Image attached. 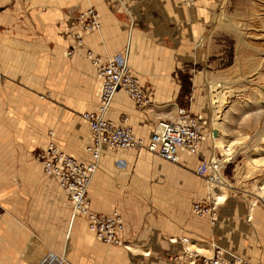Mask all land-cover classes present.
<instances>
[{
  "label": "crops",
  "instance_id": "1",
  "mask_svg": "<svg viewBox=\"0 0 264 264\" xmlns=\"http://www.w3.org/2000/svg\"><path fill=\"white\" fill-rule=\"evenodd\" d=\"M172 3L0 0V264H42L50 254L64 255L65 264H179L176 258L187 248L210 255L212 242L264 264L262 208L252 221L249 203L230 197L219 207L215 226L193 213L194 204L208 202L204 181L195 174L205 160V143L197 158L182 153L178 164L144 151H103L88 195L95 213L123 216V247L98 242L86 219L74 218L67 194L32 155L52 141L78 161L93 162L86 151L91 131L82 116L97 109L101 81L89 51L103 59L123 53L128 65L134 62L144 89L160 86L143 111L118 90L109 120L120 124L129 117L136 135L148 141L160 119L178 116L169 49L158 47L161 37L172 34L171 16L177 17ZM89 7L99 14L101 29L67 57L76 18ZM150 60L158 65L155 75L148 71ZM195 193L200 201H194ZM182 238L191 241L187 248Z\"/></svg>",
  "mask_w": 264,
  "mask_h": 264
},
{
  "label": "rangeland",
  "instance_id": "2",
  "mask_svg": "<svg viewBox=\"0 0 264 264\" xmlns=\"http://www.w3.org/2000/svg\"><path fill=\"white\" fill-rule=\"evenodd\" d=\"M172 1L176 5L172 3L175 7L171 5V8L177 9L176 19L175 15L171 16L172 34L161 37L162 44L158 47L167 46L169 49L167 63L172 70V86L179 88L174 103L177 111L185 108L193 116L209 119V129L215 131L213 114L208 107L209 92L213 84L231 91L222 116L223 127L216 134L227 141H244L242 145L234 146V160L225 164L222 174L231 185L230 189H226L227 200L233 197L248 202V216L253 221L256 212L261 208L264 210V164L254 169L249 164L250 157L257 160L264 158V81H258V76L249 71L251 65L260 61L264 63V0H201V7L199 3L196 8H190L178 0ZM191 29L193 34L188 35ZM129 62L133 74L141 79L134 70V62ZM148 62L151 66L148 71L155 75L158 65L151 60ZM169 86L162 85L161 89ZM157 87L160 86L146 84L145 90L151 97L152 89ZM244 112H247L246 115ZM258 112L261 113L259 118L253 117ZM212 140L205 142V160L209 156L214 159L212 154L215 152L222 161L224 158L219 149H214ZM38 151L32 154L35 161ZM203 184L206 200V194H212L213 184L210 188L205 182ZM196 195L194 201H200L201 198ZM254 201L257 205L255 211L251 212ZM238 255L253 264L245 256ZM177 262L181 264L180 260Z\"/></svg>",
  "mask_w": 264,
  "mask_h": 264
},
{
  "label": "built area",
  "instance_id": "3",
  "mask_svg": "<svg viewBox=\"0 0 264 264\" xmlns=\"http://www.w3.org/2000/svg\"><path fill=\"white\" fill-rule=\"evenodd\" d=\"M186 6L195 7V0H180ZM78 31L74 34L67 57H73L82 46L85 37L101 29L99 14L93 7L79 14L76 18ZM87 57L95 66L97 76L101 81L100 100L95 111L83 114V120L89 125L91 142L86 151L92 156L93 162L83 163L62 152L54 142H49L36 153V160L42 165L44 174L53 178L59 187L67 194L73 208V216L84 217L89 231L97 241L104 245L120 246V234L125 228L123 216L119 212L109 215L95 213L91 208L88 195L89 187L95 175L99 160L104 150L144 151L160 159L178 164L181 154L186 153L198 157L203 143L212 139L213 131L209 129V119L204 116H193L185 108L179 109L176 119H160L150 140L136 135L130 119L124 116L121 123L109 120L106 115L118 90L135 102L138 110L143 111L152 104V99L142 87L140 80L133 74L123 53L103 59L93 52H87ZM52 135V133H50ZM220 169L213 160H202L196 167L195 174L207 185L216 184ZM213 198L208 197L207 203H196L193 213L209 220L215 226L219 218V207ZM183 245L186 240L181 239ZM213 254L203 256L194 254V264H251L241 256L226 252L216 243H211ZM188 251L184 253L186 257ZM181 264H188L182 256H178ZM64 256L48 255L42 264H65Z\"/></svg>",
  "mask_w": 264,
  "mask_h": 264
},
{
  "label": "bare ground",
  "instance_id": "4",
  "mask_svg": "<svg viewBox=\"0 0 264 264\" xmlns=\"http://www.w3.org/2000/svg\"><path fill=\"white\" fill-rule=\"evenodd\" d=\"M250 67H251V69H250L249 72L251 74L257 75L258 76V81H260V82L264 81V73L261 72L262 69L264 68V63H262V61H260L259 63L251 65ZM244 79H247V78L245 77ZM252 82L253 81H250L249 83H252ZM209 93L210 94H209L208 107H209V109L211 110V112L213 114V126L215 128V133H217L216 131L219 130V129H222V127H223L222 124H224V123L221 122L222 121V116H224L223 113L225 112L227 104L229 102L228 99H230L231 91L228 88H225V87H222V86L220 87L217 84H213L211 92H209ZM149 107H151V106H149ZM149 107H147V108H149ZM246 113L247 112H244L243 114L246 115ZM250 115H249V117H250ZM259 115H261L260 112H258V114H256V113L253 114V117L255 116V117L259 118L258 117ZM223 131L226 132L227 130H225V128H224ZM213 136H214V137H212L213 140L212 139H209V140H212V144L214 146V149H219L220 150L221 156L224 159L222 161L219 160L218 159L219 156L217 157V155H215V152L212 154L214 159L213 158L212 159L209 158V159L213 160V162L218 165V168L220 169V171H219V174H218L217 183L213 184L212 194L210 192H208L207 201H208V197L209 198H213L214 202L217 205L218 204L221 205V204H223L224 202L227 201L228 192H226V189H230L231 188V185L228 184L226 182V180H224L223 174H222V170L225 169V164H228V163H230L231 161L234 160V151H233L234 150V146L237 145V144L242 145L241 143H242V140L244 141V139H237V140H233V141H227L223 137L220 138L219 135H217V134H215V135L213 134ZM251 153H253V152H251ZM249 164H250V167H252V169L260 167V165L264 164V158L260 159V160H257V159H254V158L250 157L249 158ZM250 170H251V168H250ZM207 186L210 188V186H212V185H207ZM262 194L261 195L263 197L264 196V191L262 192ZM261 195H260V197H261ZM256 205H257V202L254 201L253 204H252L251 212L255 211ZM251 215H253V214L251 213ZM183 240H186L185 246L187 248V246L189 245V243L191 241H189L187 238H183ZM196 245H198V244H196ZM108 246H112V245H108ZM123 246L124 245L114 246V247H123ZM190 248L192 249V247H190ZM196 249H199V248L196 247ZM210 249H212V253L210 255H206V256H211L213 254V247L211 246ZM187 251H188V254H187L186 257L185 256L183 257V260L186 261L188 264H194V254L195 253H200L201 255L205 256V254H202L198 250H193V249L189 250L187 248L186 252ZM205 253H208V251H205ZM62 256H64V255H62ZM64 258H65V256H64Z\"/></svg>",
  "mask_w": 264,
  "mask_h": 264
},
{
  "label": "water",
  "instance_id": "5",
  "mask_svg": "<svg viewBox=\"0 0 264 264\" xmlns=\"http://www.w3.org/2000/svg\"><path fill=\"white\" fill-rule=\"evenodd\" d=\"M213 132H214V135H215L216 134L215 131H213Z\"/></svg>",
  "mask_w": 264,
  "mask_h": 264
}]
</instances>
